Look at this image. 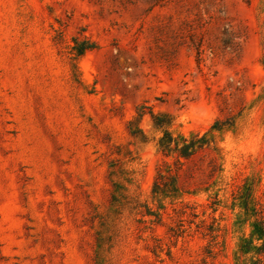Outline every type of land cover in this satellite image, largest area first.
<instances>
[{
	"label": "rangeland",
	"instance_id": "1",
	"mask_svg": "<svg viewBox=\"0 0 264 264\" xmlns=\"http://www.w3.org/2000/svg\"><path fill=\"white\" fill-rule=\"evenodd\" d=\"M151 111L219 153L169 196ZM262 218L264 0H0V264H237Z\"/></svg>",
	"mask_w": 264,
	"mask_h": 264
},
{
	"label": "trees",
	"instance_id": "2",
	"mask_svg": "<svg viewBox=\"0 0 264 264\" xmlns=\"http://www.w3.org/2000/svg\"><path fill=\"white\" fill-rule=\"evenodd\" d=\"M151 122L153 127L161 133V137L158 140V151L166 159L163 165L158 169L157 176L153 185L154 195L169 196V193H178L179 174L183 167L193 161L195 156L205 151H212L218 153L214 140L205 135H194L191 137H185L182 135H174L170 128L173 125L172 119L168 115L155 114L153 111L150 113ZM144 113L138 112L134 121L130 122L131 135L138 139L140 138L144 142V133L138 128V123L144 117ZM234 125L231 121L216 122L212 127V130L222 131L225 128H231ZM175 160V170H172L168 160ZM249 204L244 203V209L248 211ZM215 231H211L213 234ZM253 236H257V240L261 241L260 246H254L253 241H243L239 247L238 253H236L237 264H264V218L255 226ZM214 238V237H213ZM249 245H253L250 247ZM255 250V251H253ZM250 260L248 262L249 256Z\"/></svg>",
	"mask_w": 264,
	"mask_h": 264
}]
</instances>
